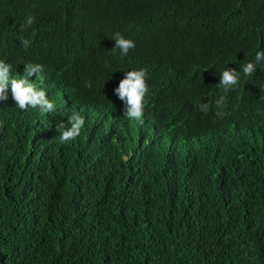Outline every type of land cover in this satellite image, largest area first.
<instances>
[{"label": "trees", "instance_id": "trees-1", "mask_svg": "<svg viewBox=\"0 0 264 264\" xmlns=\"http://www.w3.org/2000/svg\"><path fill=\"white\" fill-rule=\"evenodd\" d=\"M259 50L264 0H0V60L43 65L29 80L57 107L0 101V264H264V62L242 72ZM140 69L143 124L113 91Z\"/></svg>", "mask_w": 264, "mask_h": 264}, {"label": "clouds", "instance_id": "clouds-1", "mask_svg": "<svg viewBox=\"0 0 264 264\" xmlns=\"http://www.w3.org/2000/svg\"><path fill=\"white\" fill-rule=\"evenodd\" d=\"M34 23V16L29 15L25 19V24L21 25L23 29L25 26H31ZM114 39L115 44L111 50V54H116L119 50V54L127 56L130 49L135 48V43L131 39H127L119 32L114 33L111 36ZM21 45L25 50L30 46V41L22 39ZM18 54L14 56L4 55V58L0 60V101H7L9 95V89L11 97L15 101L18 109L27 111L29 109H39L41 113H54L57 111V107L54 102L48 99L46 91L41 87L37 88L34 83L29 80V77L35 76L39 79L41 84L43 83L44 67L39 63H23V76L18 78L21 71L17 64ZM264 62V50H259L255 53L253 61H248L242 66V72L245 77L252 78L256 72V68ZM147 71L145 69L129 70L125 73L124 77L119 81L118 86L114 88V93L124 104V116L131 121H135L138 124H143V115L145 108V97L149 91L148 84L146 83ZM240 80V72L235 69L225 68L221 74L217 87L228 92L234 89ZM87 87H90V83H86ZM96 87H91V91ZM225 102V96H220L216 100L215 104L217 108H222ZM199 108L202 112L207 113L209 111V105L206 103L199 104ZM216 115L222 117L225 115L221 111H217ZM68 124L70 126L65 127L63 122L56 125L60 132V143H67L74 141L84 128L85 119L79 114H73L68 117ZM62 130V131H61Z\"/></svg>", "mask_w": 264, "mask_h": 264}]
</instances>
